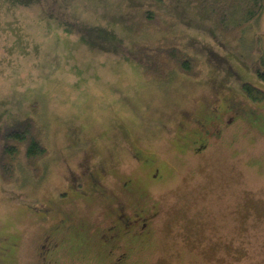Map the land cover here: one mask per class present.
I'll return each mask as SVG.
<instances>
[{
	"label": "rangeland",
	"instance_id": "1",
	"mask_svg": "<svg viewBox=\"0 0 264 264\" xmlns=\"http://www.w3.org/2000/svg\"><path fill=\"white\" fill-rule=\"evenodd\" d=\"M202 1L0 0V158L26 119L47 149L0 168V264H41L46 237L51 264H113L119 204L158 212L121 264H264V102L242 90H264V13L225 32Z\"/></svg>",
	"mask_w": 264,
	"mask_h": 264
},
{
	"label": "trees",
	"instance_id": "2",
	"mask_svg": "<svg viewBox=\"0 0 264 264\" xmlns=\"http://www.w3.org/2000/svg\"><path fill=\"white\" fill-rule=\"evenodd\" d=\"M201 13L206 17L217 16L223 31L234 32L259 20L264 13V0H203ZM152 51L155 53L154 56L165 55L175 61L185 73L195 76L193 59L184 56L182 51L176 48H157ZM153 68H157L156 62ZM252 69L257 78L264 83V66L256 64ZM242 90L251 102H264V90L249 83L243 84ZM5 141V149L0 158V168L6 178L12 174L11 160L17 154L19 144L25 146V155L31 164L47 154L46 147L37 136L35 122L30 119L17 122L14 132L8 135Z\"/></svg>",
	"mask_w": 264,
	"mask_h": 264
},
{
	"label": "flooded vegetation",
	"instance_id": "3",
	"mask_svg": "<svg viewBox=\"0 0 264 264\" xmlns=\"http://www.w3.org/2000/svg\"><path fill=\"white\" fill-rule=\"evenodd\" d=\"M139 155L140 154H138V156ZM90 177L94 180L95 176L90 174ZM124 187L128 189L129 184L125 183ZM98 190H101V187H99ZM135 194L136 198L139 194V199H145L144 194L138 191L133 192L132 190L131 195ZM134 208L135 209L133 210L132 215L128 216V212L124 204H119L118 207L116 206V208L111 212L109 217L110 220L108 223H106V226H103L101 232L98 234V245L104 249L109 257L114 258L113 264H121L128 257L127 250L125 248L123 250V243H131L136 241L138 244L139 242L148 240L153 235L154 222L158 215L157 208L141 207L140 204L135 205ZM62 226L63 224L57 226L55 229L56 234L61 232L60 229ZM44 243L45 244L41 247L40 251L41 264H51L50 258L55 252L59 250L60 243L54 242L49 237L44 239ZM89 243L87 239L82 240L80 243V248H89Z\"/></svg>",
	"mask_w": 264,
	"mask_h": 264
}]
</instances>
